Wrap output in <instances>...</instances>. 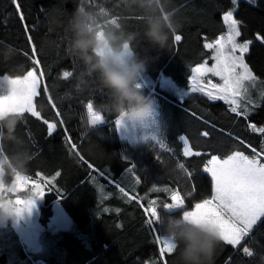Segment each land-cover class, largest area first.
Returning <instances> with one entry per match:
<instances>
[{
	"label": "trees",
	"instance_id": "1",
	"mask_svg": "<svg viewBox=\"0 0 264 264\" xmlns=\"http://www.w3.org/2000/svg\"><path fill=\"white\" fill-rule=\"evenodd\" d=\"M16 2L19 13L14 0H0V77H24L28 70L38 67L45 73L47 92L42 90L35 98L36 109L44 120L60 123L49 136L43 120L30 113L5 116L18 122L11 129L0 125V161L6 165L2 176L10 184L18 173L35 177L39 172L45 178L61 174L40 207L41 251L29 252L14 227L9 226L0 233V264H160V244L155 237L162 236V228L159 224L149 226L146 209L152 197L163 201L168 194L153 192L152 188H179L186 196V208L192 209L195 202L210 197L211 179L204 172L210 155L226 158L242 151L252 157L255 154L251 148L264 149V134L248 126L255 123L264 127V43L256 39L257 34L264 36V0H239L237 5L231 0H159L151 6L132 0ZM231 8H235L240 22L241 39L252 41L245 57L258 77L246 85V99L251 101L247 119L231 113L223 101H210L201 93L181 101L160 84L162 77H168L179 86L190 87L191 69L211 55L204 43L226 32L223 15ZM154 22L165 37L160 43L149 35ZM77 23L91 29L99 42L102 36L117 53L127 47L131 59L143 63L137 88L147 100L158 96L168 105L176 129L177 134L169 137L166 147L156 141L135 144L120 137L115 123L120 116L111 89L72 47ZM176 34L182 37L179 42L174 40ZM32 45L36 49L34 58ZM92 54L89 50L88 55ZM34 59L39 65H34ZM208 62L212 63L210 59ZM65 70L72 71L67 79L63 78ZM4 94L0 89V97ZM88 103L103 115L102 125L90 124ZM181 135L192 149L207 155L184 157ZM180 163L191 171V181L187 171L178 168ZM88 164L102 169L124 187L121 175L129 165H135L141 182L136 190L125 187L135 198L111 187L105 182L108 177L101 180L94 176ZM193 184L195 192L189 197ZM55 189L63 196H58ZM56 200H60L71 225L53 232L47 225ZM158 210L165 223L168 217H178L184 211ZM244 244L252 250V257L243 254L241 248L221 242L212 264H264V218ZM165 258L167 264H175L172 254Z\"/></svg>",
	"mask_w": 264,
	"mask_h": 264
},
{
	"label": "snow or ice",
	"instance_id": "2",
	"mask_svg": "<svg viewBox=\"0 0 264 264\" xmlns=\"http://www.w3.org/2000/svg\"><path fill=\"white\" fill-rule=\"evenodd\" d=\"M231 2L236 4L237 0H231ZM248 2L253 3L254 0H248ZM14 4L19 13V5L16 0H14ZM19 18L21 21L24 19L22 14H19ZM223 21L227 24L226 33L215 38L212 42L204 43V48L211 50V55L191 69L189 86L192 92L202 93L210 101H223L229 106L231 113L247 119L250 115L248 105L251 101L246 99L248 89L245 85L246 82H254L258 79L245 60V55L249 52L252 41L242 43L237 41V38L241 36L240 22L234 18L233 11H226L223 15ZM25 28L27 30L26 25ZM181 39L179 34L174 36L176 42ZM256 39L264 43V36L257 34ZM28 40L31 41L30 36ZM31 52L34 58L36 52L34 45L31 47ZM25 55L28 54L25 53ZM209 59L212 61L211 66H209ZM39 63L38 59H34V65H39ZM71 74V70H65L63 78L67 79ZM209 74L211 77L219 78L218 82H213L211 78L205 80ZM44 75L43 71L34 66L27 71L23 88L19 92H12L4 96L3 102L17 108L21 115L30 113L31 116L43 120L47 126L48 135L51 136L60 121L49 122L44 120L41 113L37 111L35 104V98L41 95V91L47 92V86L43 82ZM183 95H187V92ZM48 99L51 103V97ZM86 108L90 123L96 124L101 121L102 117L92 110L91 103H88ZM57 115H59L58 112ZM115 123L118 127L121 125L119 120ZM248 126L254 132L264 134V127H257L255 123H250ZM202 135L207 137L208 133L204 132ZM70 147L74 148L76 145L71 144ZM248 147L251 148L250 145ZM251 151L255 154L252 157L242 151H235L227 155L226 158L210 155L204 167V172L208 173L211 179L210 197L202 198L193 204L191 210L182 212L185 220H192L212 228L219 235L221 242L234 249L241 248L242 253L248 257H252L253 252L249 246L244 244L245 238L250 235L254 226L264 218V149L257 151V149L251 148ZM182 155L184 157H199L207 155V153L193 151L190 147H185ZM88 167L94 170V176L98 175L101 180L108 177L105 180L106 183L118 189L125 196L128 195L121 182L113 180L102 169L96 170L91 164H88ZM178 168L186 170L183 163L178 164ZM126 171L135 177L137 185L140 184L141 177L137 175L135 165H129ZM186 171L187 179L191 181L192 173L190 170ZM60 174V172H56L51 177L45 178L37 172L35 177H31V182L38 185L35 192L37 198L42 199L46 189L48 191L53 190V183ZM55 190L58 196H63L59 189ZM152 191L168 193L169 196L167 202L158 199L149 200L146 211L150 217L147 220L150 227L156 224L160 225L162 215L158 209L167 212L184 209L186 196L182 195L179 188L153 187ZM194 192L195 185L193 184L187 196H192ZM33 205L34 202H28L26 208H17L16 212L19 215L24 210H30ZM141 206L143 207V205ZM155 239L160 244L158 249L161 258L160 264H167L165 256L173 253V247L166 240H163L162 236L157 235ZM153 264H158V262L153 261Z\"/></svg>",
	"mask_w": 264,
	"mask_h": 264
},
{
	"label": "clouds",
	"instance_id": "3",
	"mask_svg": "<svg viewBox=\"0 0 264 264\" xmlns=\"http://www.w3.org/2000/svg\"><path fill=\"white\" fill-rule=\"evenodd\" d=\"M139 2L141 6L158 4L159 0H132ZM76 38L73 41V49L82 55L85 63L92 70L100 73L103 84L111 89L115 110L122 120H141L151 112L153 103L147 100L138 90L136 81L144 71V65L135 59L115 53L109 47L97 40L91 29L77 23L74 25ZM149 35L154 41L160 43L164 35L160 26L154 22L149 30ZM89 50L93 53L88 55ZM7 77V74H6ZM5 81V77H0ZM18 120L14 117L0 118V125H7L10 129ZM6 165L0 161V168ZM0 183H9L5 176H0ZM31 193H25L23 199L27 202L33 200ZM16 218V207L9 203L5 197L0 196V225ZM162 239L173 247V259L175 264H212L216 247L221 243L215 230L192 220H185L183 213L178 216H170L167 222L160 220Z\"/></svg>",
	"mask_w": 264,
	"mask_h": 264
},
{
	"label": "rangeland",
	"instance_id": "4",
	"mask_svg": "<svg viewBox=\"0 0 264 264\" xmlns=\"http://www.w3.org/2000/svg\"><path fill=\"white\" fill-rule=\"evenodd\" d=\"M238 1L239 0H237V3H238ZM237 3H236V5H237ZM228 11H233L234 18L237 19L236 15H235V8L234 9L231 8ZM225 25L227 27L226 23H225ZM239 28H240V25H239ZM226 31H227V29H226ZM100 39H101L100 42L102 44H104L105 46L109 47L112 50V48L109 46L107 41L104 40V38L102 36ZM237 41L242 43V42L249 41V40L241 39V36H240L237 38ZM250 47H251V44H250ZM112 51H114V50H112ZM115 53H117V52H115ZM118 54H121V55L126 56L127 58L131 59V53L127 47L123 50V52L118 53ZM245 60H246V57H245ZM211 64L212 63H210L209 66H211ZM4 77H5V81H0V89L4 90V92H5L4 96H6L12 92H19L23 88L25 76L19 77V78H11V77H6V76H4ZM209 78H211L213 80V82H218V80H219V78L211 77L210 74L205 77V80H207ZM143 80L147 81L145 78ZM160 84H161L162 88L167 90L171 96H175L176 98H178L181 101H185V99L188 98V96H190L193 93H199V92H192L190 87L184 88L182 86H179L178 84H176L174 81H172L168 77L162 78L160 80ZM247 84H248V82H246V85ZM246 88H247V86H246ZM185 92H187V95L184 96L183 94ZM4 96L0 97V116L3 115V117H5L9 114L20 113V111L17 108H14L11 105H7L3 102ZM149 101H152L153 107H152L151 112L144 119H141V120L124 119V120H122L120 118L119 121L121 122V125L119 126V128H120L121 136H122V138L128 139L130 142L135 143V144H139V143L146 142L147 140H151V141L158 142L163 147H166L169 137L177 134L176 129L174 127V124L171 122V119H170V117H171L170 109H169V107L166 106V104L158 96H152L149 99ZM92 110L97 115L102 117L101 121H104L103 115L100 112H98L97 110H95V108L93 106H92ZM180 115H182V114H180ZM185 142L187 143V138L185 139ZM186 147L191 148L190 144H188V143L186 144ZM20 174H22V173H20ZM22 177L23 176H19V178H17V180L13 181L10 184L1 183L3 188H1V186H0V196L7 194V196H5L6 200L9 203H12L13 198L16 197V194H18V195L21 194V193L19 194L20 190L27 189L28 183ZM129 180H131V178ZM137 187H138V185H136L135 189H137ZM173 189H176V188H173ZM9 191L16 193V194L9 193ZM11 194L13 196H10ZM168 196H169V194H168ZM152 199H157V197H152L150 200H152ZM14 201L17 202V198H15ZM163 201L167 202V200H163ZM36 204H37V202L34 201L33 206H36ZM18 206H17V208L24 209V208H26V202L23 200L21 203L22 207H18ZM33 206L31 207V210H33ZM61 206H59V207H61ZM36 208H37V206H36ZM60 209H62L61 212L63 213V215L69 217L68 214L65 212L63 207H61ZM60 209H59V212L56 211V213L53 214V216H55V217L52 216L51 220L49 221V223L47 225V228L49 231L55 232V231H58L59 229L64 228L63 227L64 216L60 215ZM184 210H191V209H187L185 206ZM39 213H40V210H39ZM16 214H17V212H16ZM13 220L18 227H20V228L23 227L18 214L16 215V218ZM28 220L31 223L27 222V225L29 227H31L32 230L29 232V234H26V235L22 233L23 239H25V238L28 239L29 236L33 237V235H31V234H33V232L36 228L34 226L35 223L32 221L34 219L32 217L28 216ZM32 223H33V225H32ZM70 225H71V223H70ZM1 226L2 225H0V227ZM3 226H4V224H3ZM5 226L6 227L1 228L0 233L7 231L9 229V226L12 227L13 225H12V223L7 222V223H5ZM37 242L38 241L35 239V241L28 243V245L25 243V245H27V247L25 246L26 249L29 252H32L34 249H36L38 247Z\"/></svg>",
	"mask_w": 264,
	"mask_h": 264
},
{
	"label": "crops",
	"instance_id": "5",
	"mask_svg": "<svg viewBox=\"0 0 264 264\" xmlns=\"http://www.w3.org/2000/svg\"><path fill=\"white\" fill-rule=\"evenodd\" d=\"M100 38H101V36H100ZM100 41H101V39H99ZM162 78H164V77H162ZM161 78V79H162ZM167 107H168V105H166ZM0 118H3V115L2 116H0ZM117 120H120V117L117 119ZM103 122L104 121H100V122H98V123H96V124H92V123H90L92 126H94V127H96V126H99V125H102L103 124ZM118 131H119V134H120V137L122 138V136H121V133H120V128L118 127ZM181 137H183V139H181L182 141H183V144H184V148L186 147V144L188 143L189 144V142H188V139H187V143L185 142V139H186V137L184 136V135H181L180 136V138ZM122 139H124V138H122ZM124 140H128V139H124ZM191 149H192V147H191ZM193 151H195L194 149H192ZM3 175V169L2 168H0V176H2ZM19 176H23L22 178H24V180H26L27 181V183H28V185H27V189H25V190H20L19 191V194L20 195H18V194H16V193H13V192H10L9 191V193H12V194H16V197H14L13 198V202H12V204H14L15 205V207H16V209H17V206L18 207H22L21 206V203H22V201L24 200L23 199V195L25 194V193H31L32 195H33V200L31 201V202H34V201H36L37 202V204H36V206H37V208H36V206H33V210H28V211H26V210H24V211H22L20 214H19V218H20V221H21V224H22V228H20V227H18L16 224H15V222H14V220H11V221H9V223H12V225H13V227H14V229L16 230V232H17V234H18V236H19V239L21 240V242H22V244H24L25 245V243L28 245V243H31V242H33V241H35V239L38 241L37 242V244H38V247L36 248V249H34L32 252H34V253H36V252H39V251H41V249H42V244H41V242H40V239H39V235H40V232H41V230H42V225H41V223H40V221H39V210H40V207H41V205L43 204V202H44V197L42 198V199H40V198H37V196L35 195V192H36V190H37V188H38V185H36L34 182H31V176H28V175H26V174H20V173H18L17 175H16V177H15V180H17V178H19ZM131 178V180H129ZM121 180H122V182L124 183V185H125V187L127 186V189L128 190H136L135 189V187H136V183H135V177L134 176H132L130 173H128L126 170L122 173V175H121V178H120ZM14 180V181H15ZM0 186H1V188H3V186H2V184L0 183ZM138 186H139V184H138ZM138 188V187H137ZM47 192H49L47 189L45 190V194L47 193ZM126 192L131 196V197H133L127 190H126ZM10 195V196H13V195ZM2 196H7V194H5V195H2ZM45 196V195H44ZM15 198H17V202H15L14 200H15ZM25 201V200H24ZM26 202V207H27V205H28V202L27 201H25ZM59 206H61V203H60V200H56L55 202H54V204H53V209H54V213H56V211H58L59 212V209L62 207H59ZM59 207V208H58ZM61 210L62 209H60V215L61 216H64V221H63V227L64 228H67V227H69V225H70V223H71V221H70V218L69 217H67V216H65V215H63V213L61 212ZM17 215V214H16ZM28 216H30V217H32L34 220H32L34 223H35V230H34V232H33V234H31V235H33V237L32 236H29L28 237V239H23V235H22V233L23 234H29V232L32 230V228L31 227H29L28 225H27V222H29V223H31L29 220H28ZM53 217H55V216H53ZM32 225H33V223H32ZM4 227H6L5 226V224H4V226L2 225L1 227H0V230H1V228H4ZM3 231V230H2ZM27 245H25L26 247H27Z\"/></svg>",
	"mask_w": 264,
	"mask_h": 264
}]
</instances>
